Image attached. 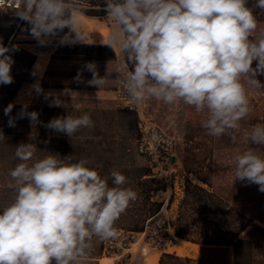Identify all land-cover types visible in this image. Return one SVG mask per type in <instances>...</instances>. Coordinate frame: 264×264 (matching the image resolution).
<instances>
[{
  "label": "clouds",
  "instance_id": "clouds-1",
  "mask_svg": "<svg viewBox=\"0 0 264 264\" xmlns=\"http://www.w3.org/2000/svg\"><path fill=\"white\" fill-rule=\"evenodd\" d=\"M13 3L15 16L27 23L39 45L54 39L67 46L84 43L80 18L87 9L82 0ZM256 9L264 11V0L251 5L249 0H104L103 10L118 25L108 45L123 53L129 98L137 103L153 98L168 105L183 102L206 112L201 126L209 136L227 135L235 142L251 111L245 84L264 88L256 78L264 75V33L253 38ZM18 50L19 45L0 39V85L14 82L12 54ZM84 70L92 74L89 86L99 89L108 82V71L100 76L94 61L77 72V82L83 81ZM30 91L43 95L50 107H65L61 97L69 95L67 89L45 93L39 79ZM14 106L4 108L10 127L16 123L10 115ZM18 116L40 123L39 113L28 111L27 104ZM93 123L84 113L54 117L44 126L71 139ZM4 138L0 132V140ZM242 139L252 147L234 157V181L258 185L264 193V156L254 150L264 148V124L244 130ZM38 151L31 142L15 147L19 162L7 182L15 196L0 210V264H79L96 241L118 235L116 222L138 194L118 170L110 172V186L86 158L53 153L37 158Z\"/></svg>",
  "mask_w": 264,
  "mask_h": 264
},
{
  "label": "rangeland",
  "instance_id": "rangeland-1",
  "mask_svg": "<svg viewBox=\"0 0 264 264\" xmlns=\"http://www.w3.org/2000/svg\"><path fill=\"white\" fill-rule=\"evenodd\" d=\"M82 2L86 9L91 5L86 0H82ZM14 9L0 10V17L5 15L14 21L20 20L15 16ZM81 17L80 31L84 37V43L80 44H96L98 41L109 42V36L117 26L115 21L108 18L107 14L101 17L84 14ZM67 31L65 29V32ZM262 33H264V21H258L253 38H258ZM103 35L106 36L105 39ZM15 36L17 40L21 41L20 45L33 53L35 58L29 70V80L20 84L11 98V103L20 106L27 104L28 106L50 107L49 101H46L43 95L37 96L30 91V86L37 79H39L45 93H60L65 90L64 87L80 89L76 92L69 90V95L61 97L65 101V107H54L58 109L70 108L72 109L70 114L74 116L88 113L94 122L92 127L82 128L71 137L72 147L69 154H72L77 160L86 158L89 166L95 168L102 178H107L110 186L112 184L110 172L112 170L120 171L128 178V186L138 194L137 200L130 203L127 210L116 222L115 227L118 235L107 241H96L93 250L81 259L79 264H145L149 256L158 255L159 258L162 252L179 256L194 255L196 264H231L230 246L207 250L204 246L191 241L190 237L186 239L176 236L174 230L177 226L174 228V225L178 223L176 219L180 214L189 221L198 217L191 210L183 211L180 208V203L186 195L187 180L210 189L196 177H209L213 188H222L223 196L229 205L235 203L236 193L243 190L244 187L247 191H252V199L246 205L256 211L264 207V193H262L261 198L255 196L259 191L258 185H246L239 180L234 181V157L245 149L236 144L232 148L212 146L213 150L210 152V157L202 160L205 170L204 167L201 170H188V166L183 165V159L187 158L191 161L201 158L197 154L202 151L204 146L202 142L207 141L205 137L196 134L192 129V124L201 121V119L192 116L188 112L189 109L186 108L187 105L183 102L178 101L168 105L153 98L144 102L145 111L157 124L174 136L176 143L175 156L171 163L163 165L162 171L153 173V176L148 159L139 155L135 150L136 117L116 110L109 96H94L83 91V88L88 86L87 81L91 74L87 70L82 73V82L75 80L77 72L83 69L87 62L113 60L116 65L117 62L123 61L121 51L113 52L112 55L108 51H92L81 48L70 49L69 52L67 47L68 52L60 53V50L64 51L66 48L58 43V39H54L46 46H41L31 37L29 27L21 29ZM49 53H52L48 68L49 73L46 75L47 77H43L42 73L48 67ZM255 66L256 61L253 62V67ZM37 69L39 75H33L34 70ZM256 78L264 85V75H258ZM245 87L248 98L264 101V88L247 83ZM193 153H196L195 157L192 155ZM54 154L64 157L59 150H55ZM14 167L15 165L6 166L0 163V210L10 203L15 196L8 190L7 181L4 178L5 171H10ZM147 171L149 174L143 175V180L151 176L157 179L146 183L153 187L149 195L152 201L158 203V210L154 216L148 217L139 226L140 230H132L134 227L132 226L133 220L142 217L143 209L147 207L145 195L139 192L140 189L135 184L138 181L136 176ZM197 211L203 215L202 209L197 208ZM203 217H209V215L205 214ZM253 222L264 228V223L258 219H254ZM167 224L169 228H167ZM191 227H186L190 233L213 230L212 227H204L203 225ZM249 228L250 225L244 231ZM253 230L252 237L255 248L253 249L252 263L264 264V235L257 229Z\"/></svg>",
  "mask_w": 264,
  "mask_h": 264
},
{
  "label": "trees",
  "instance_id": "trees-1",
  "mask_svg": "<svg viewBox=\"0 0 264 264\" xmlns=\"http://www.w3.org/2000/svg\"><path fill=\"white\" fill-rule=\"evenodd\" d=\"M90 5L86 10V15H93L101 17L105 15L103 10L104 0H86ZM255 0H249V4L254 3ZM13 9V8H12ZM257 21H264V11L259 9L255 10ZM29 27L26 22L17 20L14 21L12 18H8L5 15L0 17V39L5 45L16 44L19 45V50L13 53V59L15 63L12 66L11 74L14 77V82L10 85H0V132L3 133L4 139L0 140V163L6 166L16 165L19 161L14 157L15 147L20 143H33L36 144L39 151L36 153L37 158H43L50 153L54 154L55 150H59L61 155H69L72 143L70 137L63 133H57L51 129L46 128V125L52 118L59 116H66L70 114L72 109H58L54 107L46 106H28V111H36L39 113V121L33 125L28 118H19L18 113L21 109L20 105L13 107L12 117L16 118V123L14 127L8 125V117L4 115V108L11 103V98L19 88L20 84L24 81H28L30 78V67L34 61V54L23 48L20 40H17L15 35L23 28ZM66 49L64 51L60 50V53L69 52L78 48L84 50H95V51H108L112 55V49L107 44H75L72 46L63 45ZM122 60L123 53L121 52ZM115 72V64H113V73ZM114 73L113 77L115 79ZM251 111L249 115L242 121L241 132L237 134V140L233 142L231 138L227 135L221 137L209 136L206 130L202 128L201 124L204 119H206V112H197L192 106L187 105L186 108L189 109L188 112L192 116L199 117L201 121L194 122L192 124V129L196 134H201L202 137L207 139L206 142H202L204 145L198 160L192 159L191 161L187 158L183 159V165L188 166V170H201L205 166L202 160L210 157V152L213 150L211 148L215 145L218 147L232 148L235 144L241 145L245 150L252 147L243 141V131L249 129L255 124H264V101L262 99L248 98ZM122 111L123 113H129L133 116L135 114L132 111L121 109H116ZM192 112V113H191ZM136 117V116H135ZM136 125V119H135ZM137 137V130L135 128V137ZM86 141V140H85ZM239 141V142H238ZM238 142V143H237ZM253 147H257L254 146ZM83 149V148H81ZM258 155L264 156V148L254 149ZM209 152V153H207ZM205 153V154H204ZM207 153V154H206ZM194 157L196 153L192 154ZM209 155V156H208ZM10 171H5V180L8 182ZM193 172V171H189ZM198 172V171H197ZM148 175L147 171L137 174V182L135 183L139 187V192L144 194L146 208L143 209V216L138 219H134V224L132 230H140L139 226L148 218L156 214L158 210V203L150 199V192L153 187H150L146 182L156 181V177H148V179L143 180V175ZM201 183L206 184L210 189L201 186L198 183H193L187 180L186 190L184 198L180 203V208L185 210H191L198 217L192 219L191 221L183 218L180 215L177 217L178 223L175 226L174 234L179 237L188 239L190 237L191 241L196 242L204 246L207 250L212 248H225L227 246L231 247V264H253V229H257L264 235V228L259 224L253 222L254 219L264 223V207L254 210L248 207L246 204L252 199V191H247L243 187V190L236 193L234 198V204L229 205L227 199L223 196L222 188H213L211 186V180L209 177L201 178L196 177ZM12 195H15L13 190H10ZM255 196L258 198L262 197V192L258 191ZM202 209L203 215L207 214L209 217H203L198 211ZM168 225V224H167ZM203 225L204 227H212L213 230L210 232H188L186 227L192 228L191 226ZM250 225V228L246 231L245 228ZM169 226V225H168ZM192 232V231H191ZM102 247V246H101ZM156 264H196L194 258L188 256H179L173 253L162 252L157 260Z\"/></svg>",
  "mask_w": 264,
  "mask_h": 264
},
{
  "label": "built area",
  "instance_id": "built-area-1",
  "mask_svg": "<svg viewBox=\"0 0 264 264\" xmlns=\"http://www.w3.org/2000/svg\"><path fill=\"white\" fill-rule=\"evenodd\" d=\"M16 8L13 0H0V10ZM122 61L115 65V84L111 98L115 109L132 111L136 116L137 137L135 150L149 161V168L153 173L162 171L163 165H169L175 156L174 136L157 124L145 111V103H137L129 98L123 85L124 72Z\"/></svg>",
  "mask_w": 264,
  "mask_h": 264
},
{
  "label": "crops",
  "instance_id": "crops-1",
  "mask_svg": "<svg viewBox=\"0 0 264 264\" xmlns=\"http://www.w3.org/2000/svg\"><path fill=\"white\" fill-rule=\"evenodd\" d=\"M82 18V17H81ZM118 29V25L116 26V29H115V31ZM96 44H109V42L108 43H105V42H103V41H98V43H96ZM111 49H112V52H118V51H121L120 50V48L118 47V46H116V45H113V47H111ZM50 55H48V64H47V66L48 67H46L45 68V70H44V72L42 73L43 74V77H47L46 75L49 73V71H48V68H49V66H50V60H51V58H50V56L52 55V53H49ZM96 62V64H97V68H98V71H99V74H100V76H104L105 74H106V72L108 71V73H109V76H108V82L105 84V85H103V86H101L99 89L97 88V87H95V86H86L85 88H83L84 90L83 91H85V92H87L88 94H91V95H97V96H100V95H102V96H109V97H111L112 98V96H113V85L115 84V79H114V73H113V64H114V62H113V60L112 61H110V60H108V61H102V62H100V61H95ZM92 78V74H90V77L88 78V80H90ZM51 87H53V86H51ZM64 89H67V90H74V92H76L77 90H80V89H77V88H69V87H64ZM167 228H169V226L167 225ZM188 257H191V258H194V255H190V256H188ZM195 259V258H194Z\"/></svg>",
  "mask_w": 264,
  "mask_h": 264
},
{
  "label": "bare ground",
  "instance_id": "bare-ground-1",
  "mask_svg": "<svg viewBox=\"0 0 264 264\" xmlns=\"http://www.w3.org/2000/svg\"><path fill=\"white\" fill-rule=\"evenodd\" d=\"M104 36V39L106 38L105 35ZM157 254V253H155ZM151 255V254H150ZM157 258H158V255H152V256H149L146 261H145V264H156L157 263Z\"/></svg>",
  "mask_w": 264,
  "mask_h": 264
}]
</instances>
